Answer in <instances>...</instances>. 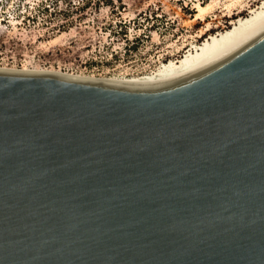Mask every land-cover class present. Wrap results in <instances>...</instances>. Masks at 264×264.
Returning <instances> with one entry per match:
<instances>
[{"label":"water","instance_id":"water-1","mask_svg":"<svg viewBox=\"0 0 264 264\" xmlns=\"http://www.w3.org/2000/svg\"><path fill=\"white\" fill-rule=\"evenodd\" d=\"M0 264H264V24L153 84L0 70Z\"/></svg>","mask_w":264,"mask_h":264},{"label":"rangeland","instance_id":"rangeland-1","mask_svg":"<svg viewBox=\"0 0 264 264\" xmlns=\"http://www.w3.org/2000/svg\"><path fill=\"white\" fill-rule=\"evenodd\" d=\"M102 1L0 0V67L117 80L152 75L262 0ZM198 3L211 7L194 19Z\"/></svg>","mask_w":264,"mask_h":264},{"label":"bare ground","instance_id":"bare-ground-1","mask_svg":"<svg viewBox=\"0 0 264 264\" xmlns=\"http://www.w3.org/2000/svg\"><path fill=\"white\" fill-rule=\"evenodd\" d=\"M211 7V3L201 4L198 3L195 6L196 15L194 19H199L203 16L207 10ZM264 24V0H262L258 6L251 8L248 12V15L245 17L236 18L231 22V26L227 29L216 32L214 34H209L201 43L193 47L191 50L185 53L178 60H171L168 63H163V65L152 75H147L144 77L136 79H108L118 82H128L135 84H153L165 79L174 77L186 71L197 68L204 63L210 61L211 59L217 57L233 46L239 44L244 39L249 37L253 32H255L259 27ZM207 30H210L209 28ZM204 32V31H203ZM202 37V36H201ZM0 70H14V71H23V72H47V73H56L65 76H73L61 72L55 71H39L36 69H11L0 67ZM79 78H85L80 76H73ZM97 79V78H90Z\"/></svg>","mask_w":264,"mask_h":264},{"label":"trees","instance_id":"trees-1","mask_svg":"<svg viewBox=\"0 0 264 264\" xmlns=\"http://www.w3.org/2000/svg\"><path fill=\"white\" fill-rule=\"evenodd\" d=\"M104 1H108V0H103L102 2H104ZM110 2H108V4H112L113 3V1L112 0H109ZM118 1H121V0H118ZM89 2H85L84 3V6H86L87 4H88ZM99 3V2H98Z\"/></svg>","mask_w":264,"mask_h":264}]
</instances>
